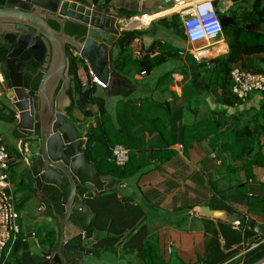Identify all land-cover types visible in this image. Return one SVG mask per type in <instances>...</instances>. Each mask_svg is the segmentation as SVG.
I'll return each mask as SVG.
<instances>
[{"label":"crops","instance_id":"crops-1","mask_svg":"<svg viewBox=\"0 0 264 264\" xmlns=\"http://www.w3.org/2000/svg\"><path fill=\"white\" fill-rule=\"evenodd\" d=\"M213 1L216 3L217 11L221 13L229 12L235 8V5H243L242 0H238L237 4L233 0ZM164 5L169 7L163 8ZM91 7L95 8L93 5ZM106 9L112 15L118 14L120 9L135 12L136 15L131 19L120 17L118 14L120 27L148 34L143 41L139 40L138 43L132 44L131 48L139 51H133V60L127 63L124 72L116 71L123 77L126 86L117 87L111 96L100 89L98 92L99 97L105 96L109 116L122 134L119 140L124 145L123 143L121 145L129 151L132 150L130 151V170H138L134 175L120 179L101 176L105 183L104 188L98 190L81 186V189H86L82 195L90 191L95 192L97 196L85 199V201L92 199L90 203H93L95 197L114 194L123 205L130 204L142 210L143 216L135 229L127 230L119 240L116 249L119 255L125 257L119 259L120 262L116 264H141L140 259L134 254H125V245L142 227L146 228L145 232L149 239L164 240L162 250L167 251L166 257L169 264H200V256L195 257V253L204 254L208 237L205 232V222L209 220L215 224L219 221L227 222L230 219L225 212H223L225 215L216 217L200 215L199 211L204 207L210 212H221L211 207L213 200H221V197H225L227 204L239 214L247 216L257 224H264V216L249 214L245 204L235 200L237 197L232 188L241 182L240 187H248L249 196L264 197V168L254 167L252 170L254 179L248 180L241 162L235 164V172L230 174L223 169L217 152H213V149L219 148L221 138L225 140L233 138L231 132L228 135L223 134L228 127L229 131L235 130L236 127L253 120L252 108L258 107L261 100L253 96L251 100L243 101V105H227L226 100H223L225 89L221 88L215 80L209 81L206 77V70L210 68L211 61L225 58L230 52L225 35L222 41L208 48L206 61L202 64L197 63L191 54L192 45L184 34L180 16L182 8L177 0H139L138 3L132 4L118 1ZM165 12L170 13L153 19L147 25L141 23V18L144 16H154ZM172 15L178 19L179 27L176 24V30L180 34L179 39H172L167 30L153 28L155 22L167 20ZM251 28L253 30L254 27L251 26ZM261 29L264 31V26ZM154 32L155 35L161 33L167 36L173 45L152 37L150 34ZM116 43L113 65L119 53ZM139 46L141 47L135 48ZM150 49H152L151 52ZM146 54H149L151 59L160 56L162 63L149 72L141 71L137 60ZM254 61L256 62L257 59L255 58ZM133 63L137 64L138 68L132 66ZM201 65H205V71L199 67ZM88 70L86 63L79 69L78 75L83 83H92ZM231 87L230 79L227 89L232 91ZM117 91L119 93L116 94ZM68 92L69 90L66 94L70 98ZM12 97V92L8 89L0 71V132H2L0 140L3 144L7 140L11 145L9 184L15 203L18 201L19 211L17 204L15 207L20 215L21 238L27 241L28 251L31 243L36 249H41L40 255L31 253L32 255L46 258L51 256L52 259L55 253L49 254V245L41 246L40 242L45 238L47 230L59 231L58 224L53 214H49L46 195L34 190L22 176L21 170L24 165L18 144L12 141L10 136L13 123L7 119L10 114L7 108L8 98ZM65 102V99L60 100L59 107L63 108ZM193 102L194 105H192ZM95 109L93 106L90 111L96 112ZM224 110L227 114L222 116ZM95 122L94 115L85 120L83 129L79 131L85 147L88 140L83 130L89 125L95 126ZM74 124L77 126L76 123ZM5 134H8L9 138L5 139ZM212 140L219 141L217 146L214 143L211 145ZM260 144L264 154V136L260 137ZM6 147L8 148L7 145ZM208 175H214L215 180H211L207 177ZM48 190L55 191L50 187L44 188L46 193ZM202 193L203 195L199 197ZM130 217L124 216V222H130L132 220ZM24 219L28 220L27 223L23 222ZM233 219L237 221V215L231 217V220ZM92 234L96 240L85 243L88 249L91 246H97L109 236L108 230L94 229ZM58 242L59 232L57 244ZM105 255L106 253L103 257ZM82 264L112 263L104 262L102 259L99 263L86 261ZM259 264H264V260Z\"/></svg>","mask_w":264,"mask_h":264},{"label":"trees","instance_id":"trees-1","mask_svg":"<svg viewBox=\"0 0 264 264\" xmlns=\"http://www.w3.org/2000/svg\"><path fill=\"white\" fill-rule=\"evenodd\" d=\"M77 1L89 6L93 5L96 9H106L114 2V0ZM233 1L235 4L238 2V0ZM242 3L243 5H235V8L227 13L217 11L220 20L227 16H231L234 19L235 24L223 30L230 52L225 58L211 61L210 68L206 70L208 80H215L221 88L225 89L223 100H226L227 105L231 106L244 104L243 101L232 94L230 89H227L230 73L234 66L239 65L247 71L264 75V69L259 67V64L264 65V31L261 29L264 26V0H242ZM118 14L120 17L127 19H131L136 15L135 12L127 9H120ZM51 25L55 29L59 27L55 22H51ZM247 25L258 29L256 31L247 30ZM177 26L179 27V24ZM65 31L68 35L77 36L78 38L85 33V28L79 24L69 23ZM4 39L7 40V43L3 45L0 42V56L11 52L16 42V35L9 34ZM136 40H140V35L136 31H129L117 41L116 47L119 53L114 60L115 71L124 72L127 63L133 60V51H139L135 48L141 47H135V50H131V46ZM151 51L152 49H150ZM67 54L70 60L71 86L68 94L72 100L69 110L71 122L75 123L79 115L84 118V121L95 115V126L89 125L83 130L84 136L88 140L85 149L88 159L95 164L100 176L120 179L134 175L138 169L131 171V162L125 167L119 168L110 159L111 148L115 144L123 143L119 140L122 134H120L117 126L114 125L113 120L109 116L105 99L98 96L99 87L90 82L84 85L81 81L78 72L80 67L85 64V61L74 56L69 48ZM255 58L258 59L256 62L254 61ZM137 61L141 66V71L149 72L162 63V58L157 56L151 59L149 54H146ZM199 67L204 71L206 69L205 65ZM117 93L119 92L117 91ZM251 97L253 98V95L248 99L251 100ZM92 106L96 108V112L90 111ZM252 110L253 120L248 121L245 125L236 127L235 130L229 131L228 127L223 134L228 135L231 132L233 138L231 140L221 138L219 140V148L213 149V152H217V157L221 160L223 169L229 171L230 174L235 172V164L241 162L248 180L254 179L252 172L254 167L264 168V154L260 144V137L264 136V99L260 101L258 107L254 106ZM225 114H227V111L225 112L224 110L221 115ZM7 119L13 123L14 114H8ZM219 141L214 142L212 140L210 143L211 145L214 143L217 146ZM240 185L241 182L232 186L237 197L235 200L245 204L249 214L264 216V197L261 195L249 196L245 190L246 186L240 187ZM85 190L81 189V193ZM53 191L48 190L47 195H53ZM67 194L68 190L63 196V203L66 201ZM91 200L85 201L95 215L90 227V233L94 229L99 231L108 230L109 232V236L95 246L97 254L104 255L112 251V249L116 250L119 240L127 230L133 231L135 229L143 213L139 207H134L130 204L123 205L114 194H104L95 197L93 203H90ZM46 201L49 207V214H53L51 200ZM211 207L217 211L227 213L230 219L227 222L219 221L215 224L209 220L205 222V232L208 237L204 254L199 259L200 264H259L262 262L264 260V238L248 229V223L252 220L239 214L233 207L228 205L225 197H221V200H213ZM234 215H237V221L240 222L237 228L234 226L236 220H231ZM124 216H131L132 220L124 222ZM73 222L79 226L83 223L82 220L76 217H73ZM145 230L146 228L142 227L129 239L125 245V254H134L140 259L141 264H169V260L166 257L167 251L164 252L162 250L164 240L160 238L149 239ZM46 232L45 238L41 240L40 245L46 246L48 244L49 254H53L57 250L58 231L47 230ZM21 235L5 264H10V260H13L15 264H42L41 261L44 257L32 255L27 250V241H24ZM168 252L171 253L169 250Z\"/></svg>","mask_w":264,"mask_h":264},{"label":"water","instance_id":"water-1","mask_svg":"<svg viewBox=\"0 0 264 264\" xmlns=\"http://www.w3.org/2000/svg\"><path fill=\"white\" fill-rule=\"evenodd\" d=\"M118 19V14L112 15L107 9H95L77 0H0V35H16L18 45H26L25 39L28 38L44 48L41 56L43 73L37 80L39 87L34 94L41 111L35 110L34 98L22 83L10 81L6 64H1L0 70L13 96L8 98L7 108L14 114L12 129L14 137L21 143L20 156L24 160L22 176L34 190L46 195V200H51L53 216L57 220L59 242L49 264H73L94 256L85 247V242L91 240L90 226L94 218L85 199L97 194L90 191L81 195L78 187L88 186L101 190L105 183L95 164L88 159L85 144L75 125L59 106L62 99L66 100L63 107L72 104L66 95L71 86L68 48L85 61L94 76L106 86L104 91L109 96L115 93L117 87L126 86L123 77L113 66L115 43L129 32L120 27ZM51 22L59 25V31L50 25ZM69 23L83 26L85 33L78 38L68 35L65 28ZM221 24L224 29L235 23L233 17L228 16L221 20ZM246 29L252 30L250 25ZM28 47L36 49L31 44ZM14 55L15 51H12L10 56ZM13 62L14 68H24L22 61L13 58ZM39 116L40 125L36 133V117ZM63 146L74 149L72 160L65 154H58ZM68 186L66 201L61 204L54 193H60L59 199L63 201L62 196ZM45 187L55 189L53 195H47ZM199 213L210 217L225 215L223 212H210L205 207ZM73 217L82 220V225L74 224ZM248 229L264 238V224L250 221ZM72 239L76 245L71 249L78 257L69 260L65 251L68 241Z\"/></svg>","mask_w":264,"mask_h":264},{"label":"built area","instance_id":"built-area-1","mask_svg":"<svg viewBox=\"0 0 264 264\" xmlns=\"http://www.w3.org/2000/svg\"><path fill=\"white\" fill-rule=\"evenodd\" d=\"M177 2L182 8L180 16L184 34L192 45L191 54L197 63L202 64L208 58V48L222 41L224 35L215 2L213 0H177ZM135 42L138 43L139 40ZM73 54L79 57L75 52ZM88 73L92 83L104 91L106 86L90 70ZM230 79L232 93L241 101L247 100L257 92H264L263 74L234 66ZM86 84L87 82L84 83ZM110 159L116 166L123 168L130 162V151L125 146L116 144L111 148ZM9 163L8 149L0 140V264L6 263L21 235L20 215L16 211L14 195L9 184ZM239 225V221L234 223L236 228Z\"/></svg>","mask_w":264,"mask_h":264},{"label":"flooded vegetation","instance_id":"flooded-vegetation-1","mask_svg":"<svg viewBox=\"0 0 264 264\" xmlns=\"http://www.w3.org/2000/svg\"><path fill=\"white\" fill-rule=\"evenodd\" d=\"M25 9H27V8H25ZM50 25H51V23H50ZM66 27H67V25H66ZM56 30L59 31V27ZM65 30H66V28H65ZM7 35H9V34L1 33V35H0V42L3 45L7 43V40L4 39L5 36H7ZM25 43H26V45H18L17 36H16L15 45L13 46V49L11 50V52L15 51L14 57L10 56L11 52L6 54V55H1L0 56V65L3 64V63L6 64V68L8 69L9 76H10V81H17V82L22 83L23 86L31 92V96H33V98H34L33 102H34L35 110L41 111L40 105L38 104V102H36L34 94L37 92L38 87H39V84H38L37 80L40 77V75L43 73V71H42L43 61H42V57L41 56H42V53L44 52V48L41 45H39L38 43H36V42H31V40L28 39V38L25 39ZM29 44L34 45V47H36V49H30L28 47ZM13 58H16L19 61H22L24 68L22 69L19 66L17 68H14L15 64L13 62ZM71 105L70 106L67 105L66 107L60 108L62 111H64L67 114V118H68V120L70 122H71V118H70V115H69V110L71 108ZM39 120H40V116L36 117L37 123L35 124V129H34L36 133L38 132L39 125H40V121ZM75 128H76V126H75ZM76 131H77L78 135H80L79 131L77 129H76ZM14 134H15V132L13 130L11 132V134H10L11 139H12V141L17 142L18 148H19V151H20V144L21 143H20V141L16 140V138L14 137ZM35 137H38V136L36 135ZM58 154H63V155L65 154L68 157L69 160L70 159L72 160V157H73V154H74V149L69 147V146H63V147H60ZM22 164L24 165V160H22ZM83 180H84V178H83ZM81 188L82 187L79 186L78 190H79V193L82 195ZM67 190L69 191V186L65 190V192ZM65 192L63 193V195L65 194ZM56 198H57V200H59L61 202V204H63V201H61L59 199L60 198V193H56ZM89 238H91V241H95L96 240V239L93 238L92 232L89 234ZM86 242H88V241H86ZM68 244L69 245L67 246L66 251H65L67 259L71 260V259H73L75 257H78V254L76 252H73L72 249H71L72 246L76 245V241L72 239L71 241H68ZM89 249L91 250V252L94 253V256H90L88 258H84V260L82 262L94 261L95 263H99L100 261H102V257L104 255L97 254V252L95 251L96 247L91 246V247H89ZM51 260L52 259L44 257L42 259L41 263L42 264H49V262ZM82 262L78 261V262H75L73 264H82Z\"/></svg>","mask_w":264,"mask_h":264},{"label":"rangeland","instance_id":"rangeland-1","mask_svg":"<svg viewBox=\"0 0 264 264\" xmlns=\"http://www.w3.org/2000/svg\"><path fill=\"white\" fill-rule=\"evenodd\" d=\"M118 1H121L123 3L132 4L133 2L138 3L139 0H114V2L112 4H114V3L118 2ZM222 1H224V0H222ZM167 7H169V6L168 5H164L163 6V8H167ZM176 24H178V19L175 18V16L172 15V16H169V18L167 20H165V22H163V21H157V22H155L153 28H154V30L156 28H158V30H162V29L163 30H167V32L171 35L172 39H179L180 38V34L176 30ZM147 35L148 34H143L142 36H140V40L143 41V39H145V37ZM150 35L152 37H156L158 39V41L162 40L164 43L173 45V44L170 43L171 41L169 40V38L167 36H165V35H162L161 33H158L157 35H155V34H150ZM171 47H173V46H171ZM132 49L133 48H131V50ZM132 66H135V68H138V67H136L137 64H135V63H133ZM259 67H262L264 69V65H262V64H259ZM253 96H255V98H258L260 100L264 99V93L263 92H257ZM202 97H205V96H202ZM104 99H105V96H104ZM192 105H194V102L192 103ZM77 118H78V120L75 122L77 124V126L76 125L75 126H76V129L78 131H81V129H83V127H84V122L85 121H84V118L82 116H80V115L77 116ZM2 126H4V123L3 122H2ZM79 133H81V132H79ZM1 134H2V132H0V135ZM5 135H6L5 136V139L9 138V135L8 134H5ZM5 144L8 146V148H7L8 149V152L11 153L12 152L11 145L8 143L7 140H5ZM207 177H209L211 180H215V176L214 175H211V176L208 175ZM245 190L247 191L248 190V187H246ZM201 195H203V193L200 194L199 197H201ZM15 204H17V209L19 211L18 201H16ZM27 221L28 220H25V219L23 220L24 223H27ZM48 225H50V224H48ZM29 251H31V253H33V254L40 255L41 249H36L35 246L31 243V246H30ZM118 252H119L118 249H116V250L115 249L114 250L112 249V251H109L108 253H106L105 257H103L102 259L104 260V262L106 261L108 263L116 264L117 262H120L119 259H124V257H125L124 255H122V256L119 255ZM202 255H203V253H201V252L195 253V257H199L200 256L199 258H201ZM9 262H10V264H15L13 260H10Z\"/></svg>","mask_w":264,"mask_h":264},{"label":"bare ground","instance_id":"bare-ground-1","mask_svg":"<svg viewBox=\"0 0 264 264\" xmlns=\"http://www.w3.org/2000/svg\"><path fill=\"white\" fill-rule=\"evenodd\" d=\"M176 10V9H175ZM179 10V9H178ZM174 11V10H173ZM170 12H165L163 14H158V15H154V16H144L141 18V23L144 25L149 24L153 19L160 17V16H165L167 14H169Z\"/></svg>","mask_w":264,"mask_h":264}]
</instances>
